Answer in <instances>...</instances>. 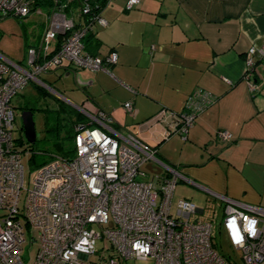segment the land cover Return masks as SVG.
<instances>
[{
    "label": "built area",
    "instance_id": "1",
    "mask_svg": "<svg viewBox=\"0 0 264 264\" xmlns=\"http://www.w3.org/2000/svg\"><path fill=\"white\" fill-rule=\"evenodd\" d=\"M38 1L0 0V21L31 13L46 18L41 44L29 47L24 61L0 52V264H124L130 259L239 264L217 249L216 233L241 252L242 264H264L263 206L221 196L223 216L204 220L196 217L198 208L191 200L174 204L178 176L151 177L142 171L147 160L156 159V148L134 133L122 134L104 111L91 115L88 124H77L72 156L52 154L31 169L28 184L22 157L32 151L29 142L19 147L24 137L14 136L15 131L21 136L24 132L16 123L14 97L32 81L43 84L41 75L64 62L101 71L118 60L116 52L102 57L86 49L87 34L96 25H107L101 13L95 19L90 15L97 0H79L83 23L71 13L75 0H53L47 13L45 1ZM140 2L127 0V7ZM260 59L264 60V44L251 46L245 55L246 78ZM209 98L198 91L180 114L162 110L156 115L157 121L170 125L165 137L180 133L185 138ZM124 107L132 112L134 103L128 101ZM219 135L225 142L233 140L229 131ZM25 226L31 240L38 242L32 261L23 256ZM100 239L108 240L109 246L97 249ZM93 254L98 260L91 259Z\"/></svg>",
    "mask_w": 264,
    "mask_h": 264
},
{
    "label": "crops",
    "instance_id": "2",
    "mask_svg": "<svg viewBox=\"0 0 264 264\" xmlns=\"http://www.w3.org/2000/svg\"><path fill=\"white\" fill-rule=\"evenodd\" d=\"M52 1H45L44 13ZM71 13L83 23L78 4ZM36 15L43 18L25 27L24 55L16 61L41 44L46 18ZM101 15L107 25L94 26L99 46L93 53L116 52L117 62L101 71L64 62L41 78L51 85L49 76L66 80L69 93L55 87L89 123L91 115L104 111L122 134L134 133L154 146L156 159L142 167L153 163L157 172H144L178 176L176 188L183 184L190 198L183 199L195 200L201 191L220 206L221 217V196L264 207V60L256 61L250 79L245 63L248 49L264 44V0H141L133 8L127 0H109ZM198 91L209 103L185 138L165 137L170 125L155 116L162 110L180 114ZM128 101L132 112L124 107ZM222 130L233 134L231 142L220 137ZM196 206V217L211 220Z\"/></svg>",
    "mask_w": 264,
    "mask_h": 264
},
{
    "label": "rangeland",
    "instance_id": "3",
    "mask_svg": "<svg viewBox=\"0 0 264 264\" xmlns=\"http://www.w3.org/2000/svg\"><path fill=\"white\" fill-rule=\"evenodd\" d=\"M43 18L42 16H37L36 14H30L28 17L21 19V18H16L13 16L7 17L5 19H3L2 21H0V49L6 53L7 55H9V57L11 59L17 60L20 59L21 57H23L24 55V40H25V27H27L29 22H33L32 20H37ZM27 39V37H26ZM89 73V72H87ZM56 78L53 76H49L48 80L50 81L51 84H49L48 82L44 81L45 83H39L36 81H32L27 87H25L22 92L18 95H16L13 99V103L15 106V115H16V123L17 126L21 127L22 125V108L21 106L24 103H28L31 106L37 105L38 107H40V105H42V102H38V95H37V89H34L32 87L31 84L39 85L44 87V89L48 90L50 92V94H52V96H57L58 98H60L62 101H64L65 103L75 107L74 105H72L66 98L62 97L64 96L63 94H61L56 87L62 89L63 91H65L67 89V93L70 92L71 89V85L66 81H58L55 80ZM73 83V82H72ZM53 86V87H52ZM56 86V87H55ZM52 87V88H51ZM53 88L55 89V91L53 90ZM61 94L62 96H60L59 94ZM66 94V93H65ZM69 95V94H66ZM76 108V107H75ZM87 119H89V117L86 115ZM34 121H35V125H36V130H37V139L40 140L39 144L40 146L43 145L44 149H48L51 152L53 151V148L50 146L49 143H47V145L43 144L42 139L45 135L44 132V125H45V119H44V115L43 112L36 110L34 112ZM15 138L18 140H21L22 137L25 138L26 140V136L24 134V132L22 133V136L19 134L18 131H15L14 134ZM28 141L26 140V142L24 144H20L19 147L21 149H24L27 147ZM54 153V151H53ZM46 157V156H45ZM48 157V156H47ZM39 160L43 159V157L38 158ZM31 154H29L28 156H26L25 154L22 157V163L25 165V175H26V180L27 182H29L28 184L31 185V181L33 179V171L31 169L32 168V163H31ZM39 160H37V163L35 164H39ZM149 161V160H147ZM146 161V162H147ZM157 165L156 164H146L144 165L141 169L142 171H147L148 173H155L157 172ZM183 184L179 183L177 185L176 191H175V195H174V204L179 200V199H183V198H188V196L186 195V188L181 187ZM189 188V187H188ZM199 192V196L194 200H192L193 202H195L199 208H203L205 209V212L200 215L201 217H205L206 219H212L213 216H215L216 218H220L222 215V209L220 208V206L216 203L215 200H209L207 198V195L201 191ZM190 199V198H188ZM210 204V205H208ZM34 237L36 238L37 235L34 234ZM215 242L217 243V249L223 253L225 256L230 257L232 260L236 261L239 264H242L241 261V252L233 250L229 243L227 242V240L224 238V236L219 235L218 233H216V237H215ZM24 258L26 260L32 261L36 255L37 252V248H38V242L36 240H31V237L28 233V228L25 226V241H24ZM107 247L109 246V241L108 240H104V239H100L97 241L96 244V248L97 249H102L103 247ZM104 254H108V251H105ZM99 256L98 254H93L91 256L92 260H98ZM124 264H154L153 260H148V261H144V260H135V259H130V260H126L124 262Z\"/></svg>",
    "mask_w": 264,
    "mask_h": 264
},
{
    "label": "trees",
    "instance_id": "4",
    "mask_svg": "<svg viewBox=\"0 0 264 264\" xmlns=\"http://www.w3.org/2000/svg\"><path fill=\"white\" fill-rule=\"evenodd\" d=\"M48 0H39L38 2H43ZM76 4H80L79 0H75ZM98 6L94 8V11L90 13V15L97 17L103 8V6L107 3V0H97ZM94 28L87 34L86 37V49L93 53V50L99 46V42L97 39L94 38ZM35 88L37 89L38 94V102L42 100L45 103H42L40 107L37 105L30 106L28 103H24L21 108L22 109H32L33 112L39 110L43 112L45 125H44V132L45 135L42 139L43 144L50 146L53 148L51 152L48 149H44L43 145L40 146L39 141L36 140L35 143L29 144V147L32 151L31 153V163L32 168H37L39 165L45 163L50 159L52 154H61L65 157H69L73 155L74 152V138L76 132V126L80 123H89L87 118L83 113H81L77 108L65 103L57 96H52L50 92L44 87L36 85ZM53 106V107H52ZM22 127V125H21ZM115 127V126H114ZM23 129V127H22ZM46 156V157H45ZM48 156V157H47ZM43 157V159L39 160L38 158ZM39 160V164L37 163ZM228 259L230 257L226 256Z\"/></svg>",
    "mask_w": 264,
    "mask_h": 264
},
{
    "label": "water",
    "instance_id": "5",
    "mask_svg": "<svg viewBox=\"0 0 264 264\" xmlns=\"http://www.w3.org/2000/svg\"><path fill=\"white\" fill-rule=\"evenodd\" d=\"M22 127L24 129L26 140L30 144L35 143L37 140V130L32 109H25L22 111Z\"/></svg>",
    "mask_w": 264,
    "mask_h": 264
}]
</instances>
